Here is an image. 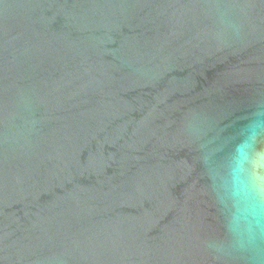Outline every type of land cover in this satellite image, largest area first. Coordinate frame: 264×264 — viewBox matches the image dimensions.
<instances>
[{
    "label": "water",
    "instance_id": "1",
    "mask_svg": "<svg viewBox=\"0 0 264 264\" xmlns=\"http://www.w3.org/2000/svg\"><path fill=\"white\" fill-rule=\"evenodd\" d=\"M245 143L264 0H0V264H257Z\"/></svg>",
    "mask_w": 264,
    "mask_h": 264
},
{
    "label": "clouds",
    "instance_id": "2",
    "mask_svg": "<svg viewBox=\"0 0 264 264\" xmlns=\"http://www.w3.org/2000/svg\"><path fill=\"white\" fill-rule=\"evenodd\" d=\"M227 186L233 207L232 231L260 264L264 255V152H254L251 143L241 145Z\"/></svg>",
    "mask_w": 264,
    "mask_h": 264
}]
</instances>
